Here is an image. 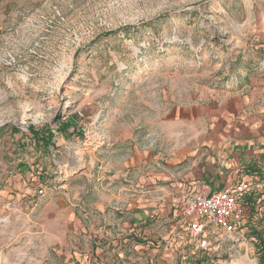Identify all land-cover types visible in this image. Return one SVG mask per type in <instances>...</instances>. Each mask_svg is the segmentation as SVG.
Returning <instances> with one entry per match:
<instances>
[{"label": "rangeland", "instance_id": "obj_1", "mask_svg": "<svg viewBox=\"0 0 264 264\" xmlns=\"http://www.w3.org/2000/svg\"><path fill=\"white\" fill-rule=\"evenodd\" d=\"M256 87L264 0H0V264H81L103 246L110 264H263L264 200L243 241L215 234L205 252L181 211L207 184L202 143ZM184 144L190 186L174 185L187 160L168 165ZM37 182L46 194H27Z\"/></svg>", "mask_w": 264, "mask_h": 264}, {"label": "crops", "instance_id": "obj_2", "mask_svg": "<svg viewBox=\"0 0 264 264\" xmlns=\"http://www.w3.org/2000/svg\"><path fill=\"white\" fill-rule=\"evenodd\" d=\"M245 99L246 100L242 101L241 104H236L235 108L236 112L242 111L244 115H242L239 120H235L234 123L229 118L227 119L228 125H230L228 128L229 132L221 133L216 137L215 134L209 135L202 143V145H207L210 148L213 153V158L207 159V161L206 159L202 161L198 168H195L192 173L195 170H199V175L197 177H199L201 182L207 183L208 186L212 188L219 185L222 186L226 182L224 179L226 176L222 174L221 171L224 173L230 172L229 176H227V180L231 182L246 180L251 176L264 175V87H256ZM248 109L250 112H246ZM210 138H214L213 142ZM195 153L196 151L193 152L190 149V144L178 146L172 152L173 157L168 161V165L180 164L184 160H187L188 162L187 167L185 168L187 170L183 175V178L178 179L174 185L178 184V182H185L186 185L189 184L190 186V155L191 157H194ZM209 160L211 161L210 163H208ZM209 165L213 166L211 167ZM217 167L219 168V173L214 172ZM214 173L215 175L212 176ZM159 176L162 178L168 177L163 173H159ZM101 204L102 205H98L103 206L105 203L101 202ZM49 217V220L51 221L54 216L49 214ZM92 231L93 237L95 236L99 238L102 235L100 229ZM105 233H108V231H105ZM172 234L173 233L171 232V236ZM183 234L184 232L182 233L180 231L177 233V237H182ZM158 235L162 238H167L168 234L160 232ZM179 243L180 241L176 239V236L174 235L173 239L167 241L164 246L169 245V248H172L173 246L171 251L172 253L175 251L174 253L177 254L180 250H178L177 247ZM157 244L146 241L142 247L148 248L149 245H155L157 248ZM109 254V246H103V250L96 254L98 255L97 257L93 256V258H88L85 256L81 264H110L112 261L110 260ZM176 254H174V257L177 256ZM174 257L170 254L171 260H173ZM160 259L161 260H156L155 264H166L168 261L167 255L165 254H162Z\"/></svg>", "mask_w": 264, "mask_h": 264}, {"label": "built area", "instance_id": "obj_3", "mask_svg": "<svg viewBox=\"0 0 264 264\" xmlns=\"http://www.w3.org/2000/svg\"><path fill=\"white\" fill-rule=\"evenodd\" d=\"M25 191L43 196L47 190L45 184L37 182L35 186H27ZM263 200L264 175L236 182L227 180L215 188L200 183L186 191L181 203L182 215L186 219L185 231L193 245L203 252L209 249L215 234H223L235 241L242 240L247 208L253 202L257 204ZM11 204L7 202L5 207L9 209ZM254 235L257 236L256 233ZM250 239L255 242L254 245L257 243L255 237ZM251 244L253 246V242Z\"/></svg>", "mask_w": 264, "mask_h": 264}, {"label": "trees", "instance_id": "obj_4", "mask_svg": "<svg viewBox=\"0 0 264 264\" xmlns=\"http://www.w3.org/2000/svg\"><path fill=\"white\" fill-rule=\"evenodd\" d=\"M259 245H260L259 254L261 255L260 261L264 264V244H263L262 239L259 241L258 247H259ZM196 264H199V262H197Z\"/></svg>", "mask_w": 264, "mask_h": 264}]
</instances>
